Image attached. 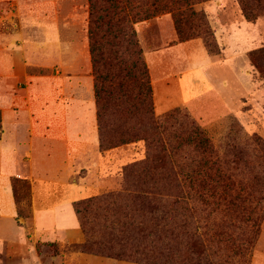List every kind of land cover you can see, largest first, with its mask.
I'll list each match as a JSON object with an SVG mask.
<instances>
[{"label": "rangeland", "instance_id": "obj_1", "mask_svg": "<svg viewBox=\"0 0 264 264\" xmlns=\"http://www.w3.org/2000/svg\"><path fill=\"white\" fill-rule=\"evenodd\" d=\"M191 6L196 14L180 4L134 23L148 66L153 112L161 124L106 153L104 163L91 170L92 178L98 169L102 173L101 192L90 196L79 216L113 250L124 243L117 230L126 228L127 252L142 253L133 255L135 259H115L82 252L76 243L42 241L36 246L41 261L32 264H264V74L250 59L251 52L264 47V10L249 20L238 0H201ZM0 13L10 16L5 29L20 30L27 40L28 59L36 64L29 71L77 74L71 68L78 64L85 79L89 76L95 102L88 0H0ZM174 14L186 39L178 35ZM244 19L250 22L239 32L243 48L231 59L232 31L226 27ZM184 41L192 43L179 51ZM202 55L223 64L237 62L246 76L260 82L259 91L231 85L225 67V96L209 92L156 111L160 100L154 84L170 73L177 77ZM174 80H166L167 85ZM110 111H105V120L115 129L123 121L112 119L117 115L110 116ZM112 129L106 128L107 134ZM114 157L117 164L112 165ZM79 161L71 179L87 173ZM131 162L134 168L124 174L123 167ZM13 178L21 214L17 217L30 227V182L20 175ZM142 197L150 200L151 211L140 205ZM13 254L4 256L5 264H21Z\"/></svg>", "mask_w": 264, "mask_h": 264}, {"label": "crops", "instance_id": "obj_2", "mask_svg": "<svg viewBox=\"0 0 264 264\" xmlns=\"http://www.w3.org/2000/svg\"><path fill=\"white\" fill-rule=\"evenodd\" d=\"M8 18L0 13V264L13 253L19 255L21 264H32L41 261L38 242L55 241L62 246L84 240L73 203L101 192L102 173L98 169L92 178L91 170L103 164L106 153L115 148L99 149L95 102L89 76L85 79L81 71L84 68L74 64L71 69H77V74L63 69L60 75L29 71L36 64L28 59L27 40L20 30L5 29ZM249 22L244 19L226 27L232 31L231 59L243 48L238 36ZM191 43L181 42L179 51ZM191 63L177 77L170 73L160 85L154 84V96L160 100L156 111L187 104L204 94L225 96V67L231 85L244 92L259 91L260 82L246 76L237 62L223 64L202 55ZM209 67L213 71L206 70ZM172 79L167 85L166 80ZM80 159L87 173L71 179ZM112 159L110 163L117 164ZM15 175L30 182V227L17 217L12 190Z\"/></svg>", "mask_w": 264, "mask_h": 264}, {"label": "trees", "instance_id": "obj_3", "mask_svg": "<svg viewBox=\"0 0 264 264\" xmlns=\"http://www.w3.org/2000/svg\"><path fill=\"white\" fill-rule=\"evenodd\" d=\"M197 1L201 0H88L89 52L94 76L93 96L97 107L100 150L136 141L141 133L146 130L154 131L161 124L153 112L148 66L143 57L134 23L152 17L166 8L179 9L180 4L187 5L191 13L196 14L191 5ZM238 2L243 14L249 20L255 18V11L264 10V0H238ZM176 13L179 14L178 11ZM175 23L180 39H186L181 34L176 17ZM250 59L264 74V47L251 52ZM107 109L111 110L110 116L117 115L116 119H112L116 122L123 121L121 126L125 127L124 129H121L119 124L115 129H112L111 124H107L105 120ZM106 128L112 129V134H107ZM134 166V162L126 164L122 169L123 173ZM12 190L17 204V215L20 216L14 178H12ZM122 190H127L126 186L122 187ZM118 195L121 196L120 193ZM89 200L90 197H87L73 203L79 226L84 234V240L74 246L82 252L115 259H135L133 255H140L142 252L135 250L127 252L126 238L129 234H125L126 228L117 230L121 235L120 240H124V243H118L120 244L118 250H113L108 244L109 241L98 240L97 236H94L93 229H89L86 222L79 218L81 206H86ZM140 205L148 211L153 208L150 200L145 197H142ZM103 236L104 234L101 238Z\"/></svg>", "mask_w": 264, "mask_h": 264}]
</instances>
